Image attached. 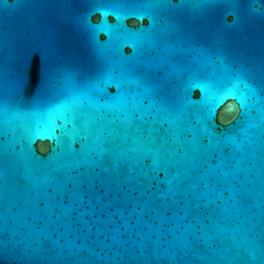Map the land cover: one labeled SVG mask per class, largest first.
<instances>
[{"label": "water", "instance_id": "95a60500", "mask_svg": "<svg viewBox=\"0 0 264 264\" xmlns=\"http://www.w3.org/2000/svg\"><path fill=\"white\" fill-rule=\"evenodd\" d=\"M0 264H264V0H0Z\"/></svg>", "mask_w": 264, "mask_h": 264}]
</instances>
